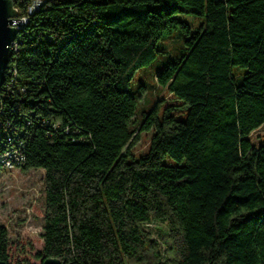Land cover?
I'll list each match as a JSON object with an SVG mask.
<instances>
[{"label":"trees","instance_id":"16d2710c","mask_svg":"<svg viewBox=\"0 0 264 264\" xmlns=\"http://www.w3.org/2000/svg\"><path fill=\"white\" fill-rule=\"evenodd\" d=\"M12 1L0 144L44 171V218L39 249L0 225V261L264 264V0ZM162 54L178 103L137 123L133 77Z\"/></svg>","mask_w":264,"mask_h":264},{"label":"rangeland","instance_id":"374dc122","mask_svg":"<svg viewBox=\"0 0 264 264\" xmlns=\"http://www.w3.org/2000/svg\"><path fill=\"white\" fill-rule=\"evenodd\" d=\"M170 56H174L183 48L181 40L171 37L165 41ZM165 56L160 55L148 66L140 68L133 77L132 89L138 96V110L134 117L136 122L141 120V112L147 111L159 100L166 103H178L176 99L161 87L155 79L156 72L161 68ZM141 88H143L141 90ZM138 129V124H135ZM131 141L130 150L135 156L144 154L149 146L152 131L137 130ZM251 139L258 143L264 139V125L251 134ZM44 171L33 169H7L0 171V225L6 227L9 237H16L32 242L35 249L42 245V228L44 218ZM160 224L150 222L145 228L152 238H157Z\"/></svg>","mask_w":264,"mask_h":264},{"label":"water","instance_id":"95a60500","mask_svg":"<svg viewBox=\"0 0 264 264\" xmlns=\"http://www.w3.org/2000/svg\"><path fill=\"white\" fill-rule=\"evenodd\" d=\"M23 19L16 17L12 0H0V88L5 81V72L11 58L10 45L15 40ZM0 264H6L0 261ZM43 264H61L57 258H47Z\"/></svg>","mask_w":264,"mask_h":264},{"label":"built area","instance_id":"2783aa9c","mask_svg":"<svg viewBox=\"0 0 264 264\" xmlns=\"http://www.w3.org/2000/svg\"><path fill=\"white\" fill-rule=\"evenodd\" d=\"M22 19H23V24H24L26 19L25 18H22ZM10 50H11V45H10ZM8 89H9V86H5L4 90H8ZM3 134H5V132H3ZM1 139H2V135L0 132V141ZM8 141H10V139L7 138L6 142ZM14 144L15 145H13L12 147L6 148V144L1 142L0 144V171H6L7 169H18V165L24 161L22 143L19 141H15Z\"/></svg>","mask_w":264,"mask_h":264}]
</instances>
